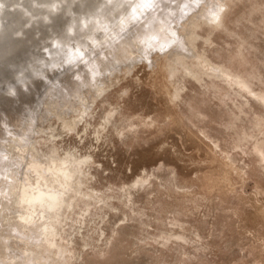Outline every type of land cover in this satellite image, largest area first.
Here are the masks:
<instances>
[{
  "label": "clouds",
  "instance_id": "1",
  "mask_svg": "<svg viewBox=\"0 0 264 264\" xmlns=\"http://www.w3.org/2000/svg\"><path fill=\"white\" fill-rule=\"evenodd\" d=\"M0 264H264V0H0Z\"/></svg>",
  "mask_w": 264,
  "mask_h": 264
},
{
  "label": "bare ground",
  "instance_id": "2",
  "mask_svg": "<svg viewBox=\"0 0 264 264\" xmlns=\"http://www.w3.org/2000/svg\"><path fill=\"white\" fill-rule=\"evenodd\" d=\"M64 22L63 17H57L56 18V24L61 25Z\"/></svg>",
  "mask_w": 264,
  "mask_h": 264
},
{
  "label": "rangeland",
  "instance_id": "3",
  "mask_svg": "<svg viewBox=\"0 0 264 264\" xmlns=\"http://www.w3.org/2000/svg\"><path fill=\"white\" fill-rule=\"evenodd\" d=\"M246 219H247V217H246Z\"/></svg>",
  "mask_w": 264,
  "mask_h": 264
}]
</instances>
